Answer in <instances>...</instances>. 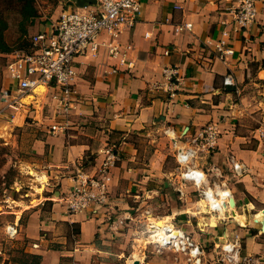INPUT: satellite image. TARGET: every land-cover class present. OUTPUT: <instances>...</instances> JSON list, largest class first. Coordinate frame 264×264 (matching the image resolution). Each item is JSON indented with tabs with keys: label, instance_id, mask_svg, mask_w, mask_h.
<instances>
[{
	"label": "crops",
	"instance_id": "1",
	"mask_svg": "<svg viewBox=\"0 0 264 264\" xmlns=\"http://www.w3.org/2000/svg\"><path fill=\"white\" fill-rule=\"evenodd\" d=\"M89 2L87 6L97 4ZM139 2L135 24L116 38L122 48L131 45L127 53L131 67L120 65L102 49L96 57L87 53L75 57L76 93L65 118L55 115L59 87L53 84L13 99L17 84L6 71L13 53L0 51V122L12 119L27 130L32 168L48 177L44 187L53 190L46 214L38 207L23 224L21 216L16 221L25 236L26 252L40 254L42 264H128L127 253L134 257L137 252L144 259L135 264H187L181 253L171 252L166 258L168 249L146 245L144 250L140 243L139 228L151 227L149 217H164L151 207L164 195L166 201L168 195L173 199L174 192L180 201L169 200L166 217L204 248V264H212L216 247L235 236L243 254L264 264V171H257L264 161V0L256 5L254 23L230 33L227 44L233 54L225 60L218 57L215 43L236 0ZM76 6L58 4L34 33L49 32L62 11ZM186 23L190 29L179 28ZM99 40L107 42L110 37L102 32ZM165 69L175 71L170 79ZM227 74L235 85H224ZM30 116L34 119L26 121ZM58 123L64 128L51 130ZM208 123H215L220 133L207 165L223 169L234 200L232 214L223 221L201 213L194 187L182 185L180 175L154 168L158 155L139 163V144L151 143L155 132L169 129L171 146L173 140L186 146ZM109 146L120 158L106 177L107 207L91 214H67L61 196L76 171L94 173ZM230 157L242 162L246 171L235 176Z\"/></svg>",
	"mask_w": 264,
	"mask_h": 264
},
{
	"label": "built area",
	"instance_id": "2",
	"mask_svg": "<svg viewBox=\"0 0 264 264\" xmlns=\"http://www.w3.org/2000/svg\"><path fill=\"white\" fill-rule=\"evenodd\" d=\"M259 0H236V5L228 8L231 14L229 22L224 23L221 37L215 43V50L220 59L233 54L227 40L231 32L241 31L255 22L257 17L256 5ZM140 13L139 0H97L96 6H76L64 10L49 32H38L30 37L31 48L13 53V57L6 65L9 76L16 81L17 99L34 91L41 85L50 83L59 87L55 94L57 109L55 115L65 118L72 108L73 96L76 91L72 85L75 76L72 62L75 57L90 54L96 57L100 49L112 58H116L120 65L131 67L132 62L127 53L130 44L123 48L116 38L125 27L135 24L136 16ZM182 28L190 29V23ZM104 32L110 40L101 42L100 34ZM165 75L170 79L175 71L165 69ZM224 85H235L233 76L227 74L223 77ZM64 128L61 124L51 125V130ZM169 135L171 131L166 129ZM219 129L215 123H208L200 129L186 146H180L173 140L175 160L181 168L180 180L182 185L189 184L194 187L201 205L217 220H226L233 212L230 204L232 193L227 180L219 165L210 164L203 167L197 163L198 159L208 164L210 156L217 147ZM105 156L98 171L90 173L83 169L76 171L72 184L61 196L67 214L85 212L94 213L99 208L107 207L109 203L106 177L111 167L119 160V153L112 146L105 149ZM232 173L235 176L246 171L245 165L229 159ZM203 205V206H202ZM117 222L122 223L121 219ZM11 229L7 231L11 235ZM153 242L161 247L170 248L185 256L187 264H204V248L196 243L182 229L173 223L165 222L159 229H153L149 235ZM137 259L132 257L130 262ZM256 258L252 255L242 254L241 242L238 236L225 240L217 247L212 264H255Z\"/></svg>",
	"mask_w": 264,
	"mask_h": 264
},
{
	"label": "rangeland",
	"instance_id": "3",
	"mask_svg": "<svg viewBox=\"0 0 264 264\" xmlns=\"http://www.w3.org/2000/svg\"><path fill=\"white\" fill-rule=\"evenodd\" d=\"M76 2L69 0H33L38 17L35 18L33 24L29 25L22 19V5L19 0H0V30L3 33L4 42L12 49L8 53L29 50L31 48L30 37L37 31L36 25L38 26L39 23L48 21L58 4L69 5L76 4ZM24 28L27 29V33L23 34ZM33 119L32 116L26 117V121H32ZM26 131L24 127L15 124V121L12 119L0 122V264H19L16 261L19 257L18 250L23 248L26 251V240L20 224L16 225L18 217L21 216V224H23L28 213L31 210H36L38 207L41 208L42 214H46L49 210L50 199L53 196V190L48 188V186H42V189L39 191L40 182L37 176L28 173V167H34V156L30 147L31 139L30 136H27ZM152 139L151 143L146 141L139 144L141 152L139 163H149L152 156L158 155V158H156L158 162L155 161V163L156 165L159 163V167L155 165L154 168L156 167L157 170L163 169V171H173L180 175L181 168L176 163L174 157L175 149L171 146L170 136L162 130V132H155ZM203 161L204 165L201 163L202 159H198L197 163L203 167H207L208 165L205 163V160ZM262 165H264V161ZM262 165H258L257 171H264V166ZM229 181L234 182L235 180L230 179ZM172 193L173 199H170V195H168L169 200H172L173 203H178L180 200L174 192ZM166 198L167 196L164 195L162 200H157L151 207L154 214L158 212L164 217L156 215L157 220H155L150 216L149 222L152 223L151 227L143 225V227L139 228L141 234L140 243L145 244V246L141 245L144 250L146 245H150L151 249L165 248L156 245L153 242V238L149 235L153 229H159L161 225V223L159 225V220L169 223H173L174 221V219L166 217L171 209L170 201H166ZM202 208L204 211L201 213L207 215V209L205 207ZM8 227L14 228L11 229V235L7 231ZM166 249H168L167 253H165L166 258H170L172 253H177L170 248ZM127 254L124 260H127L128 264H135V262H130L132 258L129 255L130 253ZM183 257L185 260L184 255ZM134 258L144 259L139 258V252L134 254ZM66 261L68 262V260Z\"/></svg>",
	"mask_w": 264,
	"mask_h": 264
},
{
	"label": "trees",
	"instance_id": "4",
	"mask_svg": "<svg viewBox=\"0 0 264 264\" xmlns=\"http://www.w3.org/2000/svg\"><path fill=\"white\" fill-rule=\"evenodd\" d=\"M21 7L22 19L27 22L29 25L33 24L35 18L38 17V12L36 7L33 4V0H19ZM27 33V29L24 28L23 34ZM0 51L2 52H11L12 49L6 45L3 40V33L0 30ZM19 257L16 259L19 264H42V256L40 254L26 252L25 250H18Z\"/></svg>",
	"mask_w": 264,
	"mask_h": 264
},
{
	"label": "bare ground",
	"instance_id": "5",
	"mask_svg": "<svg viewBox=\"0 0 264 264\" xmlns=\"http://www.w3.org/2000/svg\"><path fill=\"white\" fill-rule=\"evenodd\" d=\"M37 90H40V91H45V87L44 86H41V87H39V88H36L34 91H37ZM36 97V96H35ZM32 98V96L30 95V96H27L26 98H25V101H28V100H30ZM38 107V106H37ZM37 172V171H36ZM35 171H34V169L32 168V167H28V173L29 174H31V175H35V176H37V179L39 180V182H40V187L38 188V190L40 191L41 189H42V186H44L45 185V183L47 182V178H46V176H40V175H38L37 173H36ZM42 175V174H41ZM32 178V177H31ZM36 178V177H35ZM36 182V181H35ZM39 185V184H38ZM42 192V191H41ZM38 195V194H37ZM36 195V196H37ZM206 211V210H205ZM235 218H236V216H235ZM238 218H239V216H238ZM242 219V218H241ZM163 222H165V221H160L159 220V225H160V223H161V225H163ZM160 225V226H161ZM215 225V224H214Z\"/></svg>",
	"mask_w": 264,
	"mask_h": 264
},
{
	"label": "water",
	"instance_id": "6",
	"mask_svg": "<svg viewBox=\"0 0 264 264\" xmlns=\"http://www.w3.org/2000/svg\"><path fill=\"white\" fill-rule=\"evenodd\" d=\"M71 1H74V2H76V5L77 6H87V5H89V0H71ZM230 204L231 205H233L234 204V200H233V198H230ZM262 211H264V209L262 210ZM263 227H264V214H263Z\"/></svg>",
	"mask_w": 264,
	"mask_h": 264
}]
</instances>
